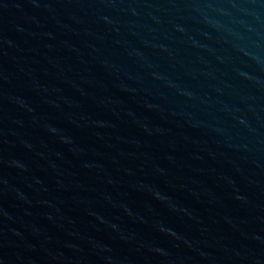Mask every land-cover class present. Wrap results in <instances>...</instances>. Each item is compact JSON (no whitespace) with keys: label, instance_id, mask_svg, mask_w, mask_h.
<instances>
[{"label":"water","instance_id":"obj_1","mask_svg":"<svg viewBox=\"0 0 264 264\" xmlns=\"http://www.w3.org/2000/svg\"><path fill=\"white\" fill-rule=\"evenodd\" d=\"M0 264H264V0H0Z\"/></svg>","mask_w":264,"mask_h":264}]
</instances>
